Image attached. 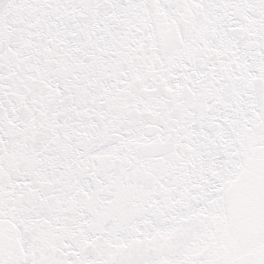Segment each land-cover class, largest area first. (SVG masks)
Instances as JSON below:
<instances>
[{
	"label": "snow or ice",
	"instance_id": "1",
	"mask_svg": "<svg viewBox=\"0 0 264 264\" xmlns=\"http://www.w3.org/2000/svg\"><path fill=\"white\" fill-rule=\"evenodd\" d=\"M0 264H264V0H0Z\"/></svg>",
	"mask_w": 264,
	"mask_h": 264
}]
</instances>
